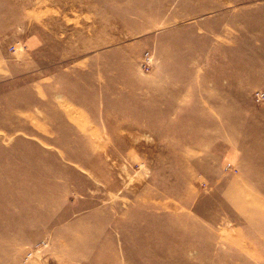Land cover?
I'll return each instance as SVG.
<instances>
[{"label": "rangeland", "instance_id": "1", "mask_svg": "<svg viewBox=\"0 0 264 264\" xmlns=\"http://www.w3.org/2000/svg\"><path fill=\"white\" fill-rule=\"evenodd\" d=\"M259 88L264 0H0V264H264Z\"/></svg>", "mask_w": 264, "mask_h": 264}, {"label": "built area", "instance_id": "2", "mask_svg": "<svg viewBox=\"0 0 264 264\" xmlns=\"http://www.w3.org/2000/svg\"><path fill=\"white\" fill-rule=\"evenodd\" d=\"M10 49L14 50V46H10ZM152 61V55L149 51H146L139 59V64L142 66V68L149 69L152 65ZM254 98L256 101L264 98V89L259 88V90H256L254 92ZM224 167L227 170H231L233 165L231 162H226ZM47 247L48 241L46 239L37 240V242L32 243L29 248L26 249V252L22 258V262L26 264H33L35 262L37 263L38 259L44 255Z\"/></svg>", "mask_w": 264, "mask_h": 264}, {"label": "crops", "instance_id": "3", "mask_svg": "<svg viewBox=\"0 0 264 264\" xmlns=\"http://www.w3.org/2000/svg\"><path fill=\"white\" fill-rule=\"evenodd\" d=\"M177 107V105H176ZM184 107V106H182ZM105 259L101 262V263H98V264H120V262L118 261V258L115 254H110V255H107L104 256ZM47 264H72L69 262V260L65 259V258H62L60 255H53L47 262ZM76 264H90V263H78L76 262Z\"/></svg>", "mask_w": 264, "mask_h": 264}]
</instances>
